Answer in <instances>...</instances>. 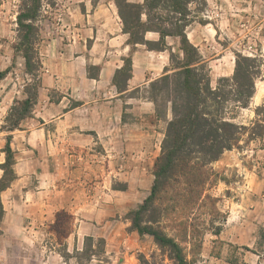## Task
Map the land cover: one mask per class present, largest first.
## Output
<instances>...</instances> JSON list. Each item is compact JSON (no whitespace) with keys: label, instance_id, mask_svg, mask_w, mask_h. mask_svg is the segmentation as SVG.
<instances>
[{"label":"crops","instance_id":"1","mask_svg":"<svg viewBox=\"0 0 264 264\" xmlns=\"http://www.w3.org/2000/svg\"><path fill=\"white\" fill-rule=\"evenodd\" d=\"M231 1L239 17H264V0ZM60 7L41 30L42 36L46 32L49 36L40 46L37 105L15 132L2 127L21 92L0 85V181L8 147L15 160L14 180L4 190L0 186V256L10 248L19 250L21 257L33 250L34 258L27 254L24 260L38 264H67L55 247L47 251V238L54 236L49 229L58 213H67L75 223L63 244L69 256L82 253L90 239L126 238L130 223L124 213L138 210L150 195L166 131V124L155 118L148 88L172 73L171 53L179 51L175 39L167 40L171 49L164 52L131 46L113 0H63ZM217 36L211 24L187 30L189 41L204 58V47L207 50L206 44L217 41ZM145 38L156 42L159 35L147 33ZM232 56L227 52L217 63H231ZM130 57L132 75L121 91L115 77ZM208 65L215 89L230 71L216 76V64ZM261 96L257 92L253 99L259 102ZM251 182L255 194L264 189L263 176H252ZM252 212L259 214L264 226V212L258 207ZM0 262L7 264L1 258Z\"/></svg>","mask_w":264,"mask_h":264},{"label":"trees","instance_id":"2","mask_svg":"<svg viewBox=\"0 0 264 264\" xmlns=\"http://www.w3.org/2000/svg\"><path fill=\"white\" fill-rule=\"evenodd\" d=\"M43 1L22 0L17 15L18 43L15 50L25 61L26 75L35 82L34 92L26 87V100L15 101L14 105L22 108L19 113L21 120L31 117L41 89ZM113 1L131 46L141 45L150 51L164 52L171 49L168 39H175L179 45V51L171 53L172 73L154 80L148 88V97L155 105V118L166 124V131L161 154L155 163L150 195L137 211L130 213L129 221L141 237H152L174 264H196L195 258L189 259L187 249L195 256L202 247L205 234L212 232L219 237L227 222V216L218 209L220 199L208 193L215 182L229 184L213 166L227 152L241 149L242 143L250 145L264 134V121L257 120L249 126L237 124L236 112H232L234 115L229 112L230 108L237 111L250 107L264 64L260 59L237 55L232 77L221 78L213 89L210 69L199 49L187 37L188 28L199 22L197 15L202 12L200 7L205 5L204 0ZM147 33L158 34L159 40L147 41ZM10 72V69L1 72L0 81ZM131 75L130 57L116 74L118 90H126ZM263 109L264 104L257 108V117ZM8 121L9 117L5 123ZM2 128L15 132L19 125ZM6 152L5 175L0 181L3 190L15 178L14 154L10 147ZM203 208L208 212L200 215H207L209 221L196 225V213ZM2 216L0 203V221ZM67 220H72V217L65 212L56 215L55 233L64 239L67 236H64L63 225ZM240 249L264 262V230L259 233L255 249Z\"/></svg>","mask_w":264,"mask_h":264},{"label":"rangeland","instance_id":"3","mask_svg":"<svg viewBox=\"0 0 264 264\" xmlns=\"http://www.w3.org/2000/svg\"><path fill=\"white\" fill-rule=\"evenodd\" d=\"M139 2V0H131ZM205 5L200 7L201 13L198 23L193 25L203 26L211 24L218 31L217 41L207 43V50L204 47L208 62L216 64L214 67L216 76L221 73L228 74L232 77L231 67L236 63L237 55L243 57L260 59L264 64V23L263 15L258 18L237 16L235 5L231 0H204ZM22 0H0V72L2 69H10V74L2 81L0 85L12 92H21V101L27 95L25 94L26 87L34 92L32 81L29 75H26L25 61L20 53L15 50L18 43L17 34V15ZM63 0H44V12L41 17L40 29L44 26H49V21H53L61 8ZM212 29V28H211ZM49 32L44 36L40 32V38L43 41L47 39ZM178 43V42H177ZM41 46V45H40ZM233 53L232 64L228 61L220 64L219 59L225 53ZM221 79V78H220ZM261 92L262 96L259 102L257 99H252L248 109L234 111L237 119L235 123L249 126L251 122L257 120L264 121V109L259 117L256 115L258 107L264 104V65L262 67L261 78L256 81V93ZM255 93V94H256ZM56 98V95L53 96ZM14 111H9V121L4 127H11L14 124L19 125V129L23 127V120L19 117L22 108L19 105H12ZM35 110V107L33 111ZM33 115V114H32ZM154 122V120H150ZM242 148L227 152L213 168L221 177L226 178L229 184L218 181L215 182L212 189L208 193L220 199L218 209L221 213L227 216V222L223 226V231L219 237H215L212 232L205 234L203 244L198 253L193 256L190 249H187L189 259L195 258L196 264H264L255 255L246 252L240 247L256 248L257 238L259 233L264 230V226L259 222L258 213L252 211L258 210L264 212V189L259 193L253 192L252 176L264 177V134L262 138L256 142L247 145L242 143ZM12 168H8L11 171ZM227 192L229 194H227ZM137 211V210H136ZM133 210L124 213V218L129 221L130 213ZM207 214L208 209L203 208L196 213L198 221L196 225L203 222L208 223L207 215L201 216L200 213ZM127 229V235L124 240L106 241L105 239H96L85 242V249L82 253H74L73 256L66 254L63 247L64 238L55 233V223L51 225L49 231L53 232L54 236L47 238V251L55 247V249L64 256L67 264H174L166 251L160 249L154 239L150 236L141 237L134 229L132 224ZM75 223L72 220H67L63 225L65 235L67 236L75 230ZM54 240V241H51ZM46 241V240H45ZM6 255L0 256L4 263L7 264H38L32 261H25L24 257L27 254L34 258L33 250L29 253L23 252L24 256H19V250L9 249ZM37 253L39 254L38 250ZM71 260V261H70ZM1 264V262H0ZM49 264H55L50 262Z\"/></svg>","mask_w":264,"mask_h":264}]
</instances>
